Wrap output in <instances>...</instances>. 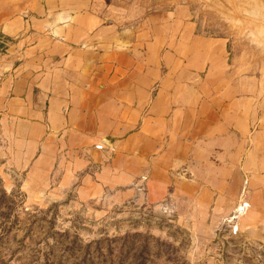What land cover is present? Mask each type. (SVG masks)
Segmentation results:
<instances>
[{
	"label": "crops",
	"instance_id": "1",
	"mask_svg": "<svg viewBox=\"0 0 264 264\" xmlns=\"http://www.w3.org/2000/svg\"><path fill=\"white\" fill-rule=\"evenodd\" d=\"M108 6L0 0L8 162L28 177L59 173L60 185L80 175L85 193L201 194L205 208L236 212L237 229L264 242L259 79L218 57L221 42L180 58L162 24L118 29L102 12Z\"/></svg>",
	"mask_w": 264,
	"mask_h": 264
},
{
	"label": "rangeland",
	"instance_id": "2",
	"mask_svg": "<svg viewBox=\"0 0 264 264\" xmlns=\"http://www.w3.org/2000/svg\"><path fill=\"white\" fill-rule=\"evenodd\" d=\"M105 3L118 29L162 24L164 39L180 42V58L205 40L221 42L216 55L242 65L264 90V0ZM8 148L0 145V264H264V242L235 230L236 212L205 208L201 194L85 193L80 175L65 185L59 173L28 177L8 162Z\"/></svg>",
	"mask_w": 264,
	"mask_h": 264
},
{
	"label": "built area",
	"instance_id": "3",
	"mask_svg": "<svg viewBox=\"0 0 264 264\" xmlns=\"http://www.w3.org/2000/svg\"><path fill=\"white\" fill-rule=\"evenodd\" d=\"M96 147H99V146H96ZM234 227H235V230H237V227L234 225Z\"/></svg>",
	"mask_w": 264,
	"mask_h": 264
},
{
	"label": "trees",
	"instance_id": "4",
	"mask_svg": "<svg viewBox=\"0 0 264 264\" xmlns=\"http://www.w3.org/2000/svg\"><path fill=\"white\" fill-rule=\"evenodd\" d=\"M3 191V190H2ZM4 195H5V192H4Z\"/></svg>",
	"mask_w": 264,
	"mask_h": 264
}]
</instances>
